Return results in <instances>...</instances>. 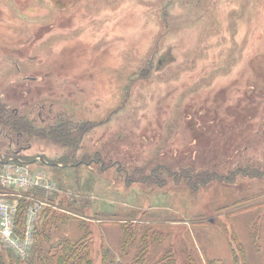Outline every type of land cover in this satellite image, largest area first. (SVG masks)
I'll list each match as a JSON object with an SVG mask.
<instances>
[{"label":"rangeland","instance_id":"rangeland-1","mask_svg":"<svg viewBox=\"0 0 264 264\" xmlns=\"http://www.w3.org/2000/svg\"><path fill=\"white\" fill-rule=\"evenodd\" d=\"M0 102L89 126L0 125L56 184L42 252L0 264H264V0H0Z\"/></svg>","mask_w":264,"mask_h":264},{"label":"built area","instance_id":"built-area-1","mask_svg":"<svg viewBox=\"0 0 264 264\" xmlns=\"http://www.w3.org/2000/svg\"><path fill=\"white\" fill-rule=\"evenodd\" d=\"M28 167L29 165L19 156L11 155L0 160V186L14 192H28L36 189L52 194L56 191V184L46 180L42 171L31 170ZM26 199L32 204L27 206L19 228L18 201H9L5 194H0V245L21 259L28 257L34 243L41 211L46 205L35 198L27 197Z\"/></svg>","mask_w":264,"mask_h":264},{"label":"trees","instance_id":"trees-1","mask_svg":"<svg viewBox=\"0 0 264 264\" xmlns=\"http://www.w3.org/2000/svg\"><path fill=\"white\" fill-rule=\"evenodd\" d=\"M18 115H19V113H18V111H16V109H6L5 104H2V102H0V125H5L7 128L11 129V132H13L15 138L18 141H20L24 135H26V136L33 135V136L42 137V138L44 137V138L48 139L50 142L60 144L63 147H67L68 145H73V146H75V148H77L79 139L85 133V131H87L89 129V126L85 127V125H84L85 122L74 125L71 130H69L70 128L69 129L67 128L68 125L66 126L65 122L64 123L60 122L59 124L54 125V126H50V125L49 126H43L42 125V128L37 129L34 126H32L27 119H25L22 116H18ZM75 131L78 134L74 136L73 133ZM17 140H15V141H17ZM23 160H25V159H23ZM28 193H30V194L28 195ZM28 193H27L28 197L35 198L38 200H41L40 198H42V197H40V194H42V192L39 190L35 189V190H32ZM48 201L50 203H52V201L50 199ZM31 204H32L31 201L28 199L22 200L20 202L18 201V207H19L18 222L20 224L19 228L22 224L25 210H26L27 206H30ZM45 210L46 209L42 210V213H44ZM42 213L40 214V219L42 218V215H43ZM40 219H39V224L36 227L34 243H33V246L31 247V249L29 251L28 257H30L33 253H41L42 252V250L40 249V244H39V238H40V234L42 232V229L40 227ZM47 219H49V218H47ZM53 219H54V217H53ZM1 248H2V246H1ZM2 249H4V248H2ZM51 249L54 250V247H51ZM4 250L9 252L13 256L17 257L10 250H6V249H4ZM28 257L25 259L27 260ZM17 258L21 259L19 257H17ZM25 259H21V260H25Z\"/></svg>","mask_w":264,"mask_h":264},{"label":"crops","instance_id":"crops-1","mask_svg":"<svg viewBox=\"0 0 264 264\" xmlns=\"http://www.w3.org/2000/svg\"><path fill=\"white\" fill-rule=\"evenodd\" d=\"M46 165L51 166L50 164H46Z\"/></svg>","mask_w":264,"mask_h":264}]
</instances>
